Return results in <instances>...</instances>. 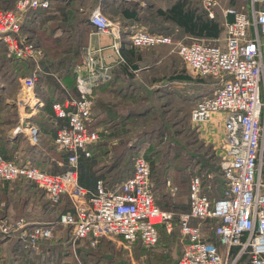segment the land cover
Masks as SVG:
<instances>
[{
  "label": "built area",
  "instance_id": "built-area-1",
  "mask_svg": "<svg viewBox=\"0 0 264 264\" xmlns=\"http://www.w3.org/2000/svg\"><path fill=\"white\" fill-rule=\"evenodd\" d=\"M263 1L250 0L249 11L234 6L223 10L226 17H233L226 21L225 48L204 38L189 41L180 38L175 43L174 49L191 71L219 79L212 93L196 101L191 122L199 129H204L211 120L221 125V135L213 144L227 187L222 197L213 198L205 191L202 175L190 177V207L177 219L184 249L175 264H239L243 258L246 264H264V9L256 6ZM202 3L208 16L215 18L220 0ZM50 4L51 0H16L13 9H0V49L5 47L18 64L25 59L36 62L29 75L20 76V92L32 108L44 104L36 94V86L38 62L45 56V50L24 35L23 23L27 11L46 9ZM90 23L97 33L111 35L110 47L122 60L120 25L100 5L93 9ZM130 40L135 47L149 48L172 44L174 37L139 27ZM99 50L100 47L84 46L82 62L73 69L79 96L52 105L58 118L67 119V125L54 137L57 149L67 153V169L49 173L31 162L18 163L0 156V180L31 181L54 203L68 194L76 207L75 213H61L55 223H34L24 216L0 215V233L4 237L18 233L23 249L29 253H39L40 241L52 237L59 223L71 227L74 238L91 236L95 245L101 237H107L114 243L121 242L131 254L138 252L143 260L147 255L136 249V244L154 247L160 239L159 225L170 231L175 226L174 212L163 209L155 198L151 166L143 154L133 157V174L118 188L108 189L100 179L90 205L85 207L79 202L87 190L79 184L78 160L81 154L91 156V148L100 138V132L89 127L94 90L111 81L115 72V65L104 63ZM25 129L31 143L37 145L39 126L23 120L15 133ZM167 185L172 192L177 190L169 180ZM208 218L220 220L215 233L223 251L203 235L201 223Z\"/></svg>",
  "mask_w": 264,
  "mask_h": 264
},
{
  "label": "crops",
  "instance_id": "crops-1",
  "mask_svg": "<svg viewBox=\"0 0 264 264\" xmlns=\"http://www.w3.org/2000/svg\"><path fill=\"white\" fill-rule=\"evenodd\" d=\"M108 1L109 2L103 4L101 2L97 3L96 7L100 5L102 10L120 25L123 47L122 60L118 59V56L110 47L112 41L107 43L102 40L103 34L93 31L90 35L88 44L85 46L91 45L95 48L100 47L101 50L98 51V54L102 57V61L104 63L114 64L115 69L118 64L126 60L124 57L125 49L132 45L130 40L131 32L139 27L153 31L167 30L165 28H167L170 21L166 20L164 17L159 18L157 9L162 8L168 10L178 1L181 3L183 2V0ZM15 2L16 0H0V9H13L15 7ZM109 3L111 6L108 5ZM233 3L234 2L231 0H220L219 6L216 9L217 15L220 16L225 25L226 21L233 19V17H226L223 10L228 6H232ZM258 3L259 6L257 8L264 9V1ZM106 4L108 6H106ZM187 4L188 3H186V6H188ZM250 5L251 2L248 0L249 7L248 9H244V11H249ZM129 8L132 11L129 10ZM126 9L127 11L134 12L132 18L127 17L124 12ZM226 36L227 27L221 39L209 41L216 42L225 48ZM182 38H185L187 41L193 39L189 36H184ZM157 49H165V53L154 55V60L149 59L147 62L148 64L139 69H133L136 70L134 73H116V75H114V85L110 83L112 87L106 86L100 88L97 93L98 102L95 105V114L92 113V120L89 127L98 130L100 132V138L91 148L92 154L93 151L95 152L94 156L91 159H86L83 162V166L79 168V184L87 190L85 196L79 198V202L82 205L87 207L90 205V198L95 191L98 180L101 179L106 188L116 189L126 178L133 174V161L131 167H129L130 169L122 168L123 159H126L123 155L125 152H123L122 149H127V147L132 148L137 139L130 136L129 131L131 130L126 128L123 122H121L123 118L121 114L124 115V112H126L124 108L126 102H128L127 105L129 106H135L137 104L135 102L130 104L129 101L125 99L127 98L126 95L137 97V95L142 94L149 99L151 96L150 90L156 91L159 88H163V86H172L174 89L183 88L185 86L184 83H180L176 80H174L175 85L173 84V80H169L170 82L166 81L167 79L160 81V79L168 77L165 71L174 68V60L175 58L179 60V58L173 55L172 49L168 45H158ZM6 53L7 50L0 49V126L5 129L2 140H0V150L6 157L4 159L16 161L18 163L31 162L49 173H59L60 171L66 170L68 167L67 153L57 149L54 143V137L62 126L67 125V119L58 118L54 115L55 112L54 110L52 112L53 108L51 106L54 102L51 100L47 101L44 95H42L45 89V92H48L45 97H50L49 87L46 83L41 88L40 94L36 90L37 96L44 102L42 106L32 108L25 103V97L20 92V76L29 74L22 62L18 64L15 59L11 60L7 58L5 56ZM133 60L135 61V59ZM155 95L156 93L154 92V97ZM78 96L79 94L77 93L76 97ZM199 98L201 97H198L197 100ZM65 99L55 100L63 101ZM146 102L149 101L146 100ZM48 108H51L50 112L47 111ZM135 118L136 116L132 115L129 121L131 122ZM23 120L39 126L40 142L37 145L31 143L27 129L23 132L15 133V128ZM203 131L206 132V136L211 143H213L216 141L217 133H221V125H216L215 120H211L204 125ZM118 145H122V147H118ZM171 178L168 177L167 181H171ZM217 182L218 181L214 180L211 187L205 188V191L209 195L210 193L208 190H210V192L217 191ZM0 187H2L0 188V211H7L13 215L20 214L19 216L24 217L27 215L28 217L26 216V218L34 223H55L61 213L65 211L76 212L75 204L68 194H63L59 202L48 204L45 202L44 198L41 197V195H44L43 190L30 181H7L0 185ZM180 190V187H177L176 192L178 193ZM158 191L156 199L161 206L166 207L165 209L167 210L177 207V198L173 197L175 195L171 194L173 193L171 187L167 185V187L158 188ZM213 198L219 197L214 196ZM186 209V211L189 209L188 199ZM177 219L178 218H175V226L171 231L168 230L165 225H159L160 239L156 246L151 248L144 247L138 242L136 244V249H141L140 252L145 255L155 251H165L174 254L177 256V259L180 258L184 249V241L180 238ZM208 220L213 223L216 222L214 218H209ZM193 222L196 223L197 220L194 219ZM58 225L61 224L56 223L54 232ZM17 235L20 237L18 233ZM20 239L17 241L18 238L4 237L0 233V264H31L27 258L28 251L23 249ZM220 250L223 251L222 245H220ZM239 264H246L245 258H243Z\"/></svg>",
  "mask_w": 264,
  "mask_h": 264
},
{
  "label": "trees",
  "instance_id": "trees-1",
  "mask_svg": "<svg viewBox=\"0 0 264 264\" xmlns=\"http://www.w3.org/2000/svg\"><path fill=\"white\" fill-rule=\"evenodd\" d=\"M231 1L234 2L232 6L235 5L234 7L241 11H244V9H248L249 7L248 0ZM100 2L103 4L109 1L51 0L50 7L46 9H40L38 11H27L23 23V33H25L24 35H26L27 38L34 40L42 47L46 46L47 48L45 56L38 62V64L40 65V72L39 81L37 83L38 86L36 88L37 92L40 94L43 85L45 83L46 85H48L50 91V99L48 97H45L48 94V92H45V89L42 93L47 101L51 100L55 102L56 100H62L67 97L77 96L78 91L76 87V80L74 79L75 75L73 69L74 65H77L82 61V47L88 44L91 33L93 31L96 32L94 26L90 23V15L93 9L96 7V4ZM110 3L108 4L109 6H111ZM186 3H188V6H186ZM108 5L106 4V6ZM129 10L131 9L129 8ZM124 12L129 18H132V15H134V12L127 11V9ZM157 14L159 18L164 17L166 20L170 21L167 28H165L167 30L153 31L148 29V31L172 34L174 37V42L172 44L159 45H168L169 47H171L173 55L179 58V60L175 58L173 64L174 68L165 71L167 72L168 77L160 79V81H164L165 79H167L166 81L173 80L174 85V80L179 81L180 83H184L185 85H196L197 87L202 88V90H200V93L197 95L198 97H202L206 94L212 93L213 89L219 84V79L213 76H201L199 74L193 75L191 71L188 70V67L173 47L175 46L176 41L184 36H189L192 38H204L206 40L221 39L224 32L226 31L225 23L221 20L219 15H216L215 18H210L203 8L202 0H183L182 3L178 1L168 10H164L162 8L157 9ZM50 24H53V27H50ZM48 28L50 29L48 30ZM29 31L35 32L38 36H40L42 40L38 41L37 39H35L32 34L28 33ZM47 39L49 41L55 42L57 45L54 44L52 46L48 44L49 41ZM156 46L158 47V45H155L149 48H139L131 45V47L126 48L124 53V57L126 60L118 64L117 68L115 69L114 75H116V73L118 72L128 74L134 73V71L136 70L133 69H139L142 66L148 64L147 62L149 59L154 60V55L165 53V49L158 50ZM121 49H123V47ZM133 59H135V61ZM22 63L28 74H30L36 66V62L32 59H25L22 61ZM183 67H185V69H183ZM114 81L115 77H113V79L108 83L95 88L92 113L95 114V105L98 102L97 93L99 89L106 86H111V84L114 85ZM209 83L211 84L209 87L210 92L205 93V90L203 91V87H205ZM168 87L170 86H167V88L163 86V88H159L156 91L150 90V100L148 99V97H145L142 94L137 95V97L126 95L127 98L125 99L128 100L130 104H132V102L137 103L135 106H129L127 105L128 102H126V104L124 105L126 112H124V115L120 113L121 117H123L121 122H123V125L126 128L131 130L126 131L130 132L131 137L140 136V138L142 139L145 134L150 135L151 129H153L154 131H156L157 136L155 135L156 142H154L153 144L150 141L146 143L147 141L141 140L140 143L135 142L132 148L127 147V149H122V151L131 153V157H134L136 154H143L147 158L152 170L151 178L154 184L152 190L155 198H157V193L159 192L158 188L165 186L167 187V179L168 177H172V185L175 187H180L181 189L178 193L176 191L173 192L174 194L171 193L172 195H175L173 197L177 198V207L173 209L170 208V210L174 212L175 218H178V215L181 212L187 210V199L189 202V182H185L180 179L177 174L178 171L169 167L166 156H164V163L159 162V160L157 159V154L155 152V148L157 146L164 145V149L168 150L172 144L173 147L171 150H168V154L174 157H178L180 155V152L175 150L180 149V147L186 148L185 145L180 146L178 141H173L177 139L176 137L178 136V133L180 131L179 129H176L178 122L175 126L167 123L163 125H157V119L159 118L158 112L163 111L162 105H164L165 103L158 101L156 99V96L163 95L165 93L164 91L166 90H171L170 96H173V90H182L181 88L174 89L172 86L170 87V89H168ZM154 92L156 93L155 97ZM146 100L149 102H146ZM192 109L193 107H191V110L188 111L189 117H191ZM47 111L50 112L51 108H48ZM152 113H154V117H152ZM132 115H135L136 118L130 122L129 120ZM150 119H153L154 121L151 123L149 121ZM147 127L151 128L147 129ZM4 131L5 129L0 126V140H2ZM166 145L167 147L170 145L169 148H166ZM118 147H122V145H118ZM143 147L145 148V151H142ZM94 154L95 152L93 151V154H91V156H85L83 154L80 155L77 165L78 172L80 166H83V162L86 159H91ZM202 155L204 157L206 156L204 152H202ZM0 156L6 158L1 150ZM202 165L203 169L209 170V167L213 164L204 165L202 163ZM122 168L125 169L124 166ZM202 168L196 169L197 172L194 174L202 175L205 187H211L212 182L217 179V185L220 186V191L218 192L217 190L210 192V190H208V192L210 193L211 197H222L227 187L220 163H218L215 168L212 169V172H207L205 170L203 171ZM6 182L7 180H0V185ZM184 187H188L187 194H184L183 192L182 188ZM43 192L44 195H41V197L44 198L45 202H47L48 204L52 203V201L45 195L46 193L44 190ZM161 207L163 209L166 208L163 206ZM0 214L8 216L9 218H16L20 215H13L12 213H8L7 211H0ZM208 219L202 220L201 223L203 235L207 240L217 243L220 247L221 244L219 243L218 237L215 233V227L220 220L214 218L216 219V222L213 223ZM64 227L65 226L58 225L52 237L44 238L40 241L39 253H27L29 263L125 264L122 255L117 251L115 252L111 248L109 238L101 237L98 240L97 244L93 245L91 236L85 238H74L71 227ZM11 237H13L14 239L18 238L17 241H19L20 239L17 233Z\"/></svg>",
  "mask_w": 264,
  "mask_h": 264
},
{
  "label": "rangeland",
  "instance_id": "rangeland-1",
  "mask_svg": "<svg viewBox=\"0 0 264 264\" xmlns=\"http://www.w3.org/2000/svg\"><path fill=\"white\" fill-rule=\"evenodd\" d=\"M258 6H259V3L257 4V7ZM50 27H53V24H50ZM49 29L50 28H48V30ZM28 33L32 34L33 37L37 39L38 41L42 40L40 36H38L35 32L29 31ZM102 40L108 43L109 41H112V37L110 34H103ZM48 44L52 46L54 44L57 45L55 42H52V41H49ZM43 47L46 52L47 50L46 46H43ZM3 49L6 50L5 47ZM5 56L11 60H14L12 57H10L11 54L7 55L6 53ZM183 69H185V67H183ZM188 70L191 71V69L189 68ZM191 73L193 75H196L193 71H191ZM210 85L211 84L209 83L208 85L203 87L204 88L203 91L205 90V93L210 92L209 91ZM181 89L182 90H173L172 92L173 96H170L171 90H166L164 91L165 93L163 95L156 96V99L158 101L165 103L164 105H162L163 111L158 112L159 118L157 119V123H158L157 125H163L167 123V124H171L175 126L178 122L176 129H179L180 131L178 133V136L176 137L177 139L173 141H178L180 146L185 145L186 148H181L179 146L180 149L175 150V151L180 152V155L178 157H174L168 154V150H171L173 147L172 144L170 148H169L170 145L168 147L166 145V148H169L168 150L164 149L163 147L164 145L157 146L155 148V152L157 154V159L159 160V162L164 163L165 162L164 156H166L169 167L178 171L177 174L180 179H182L185 182H189L190 176L197 172L196 169H200L203 167L202 163L204 165L213 164L212 166L209 167L211 170L202 168L203 171L205 170L207 172H212V169L215 168V166L219 163V159L216 156L214 144L209 141V138L206 136V132L202 131L203 128L199 129L195 127L194 125H192L191 117H189L188 115V111H190L191 107H193L194 102L198 98L197 95L200 93V90H202V88L197 87L196 85H192V86L185 85ZM152 117H154V113H152ZM149 121L152 123L154 120L150 119ZM150 128L151 127H147V129H150ZM155 135L157 136L156 131L151 129L150 135H147V134H145L144 136L142 135L143 136L142 139L140 138V136L139 137L137 136L134 138H137L135 141L136 143L138 142L140 143L141 140L143 141L145 140L147 141L146 143L150 141L153 144L154 142H156ZM220 135L221 133H217L216 138L218 139ZM142 146H145V145H142ZM146 148H147V144H146ZM142 151H145L144 147L142 148ZM202 152L205 153L206 155L205 157L202 155ZM123 155L124 157H126V159H123L124 162L122 163V165L124 166L125 169H128L132 165L133 157H131V153H127V152H125ZM216 181L218 180L216 179ZM216 187L219 192L220 186L216 185ZM182 189H183L184 194L188 193V187H184ZM109 241H110L109 243L111 244V248L115 252L117 251L118 253L122 255V257L124 258L123 260L125 264H175V261L177 260V256H175L172 253L165 252V251H155L151 254H148L145 259L140 260L138 252L131 254L124 247L122 243H119V242L114 243L110 239Z\"/></svg>",
  "mask_w": 264,
  "mask_h": 264
},
{
  "label": "bare ground",
  "instance_id": "bare-ground-1",
  "mask_svg": "<svg viewBox=\"0 0 264 264\" xmlns=\"http://www.w3.org/2000/svg\"><path fill=\"white\" fill-rule=\"evenodd\" d=\"M85 206V205H84ZM85 207H87V206H85Z\"/></svg>",
  "mask_w": 264,
  "mask_h": 264
}]
</instances>
